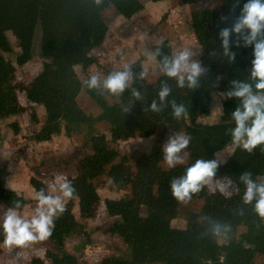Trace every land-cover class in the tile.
<instances>
[{
  "label": "trees",
  "instance_id": "16d2710c",
  "mask_svg": "<svg viewBox=\"0 0 264 264\" xmlns=\"http://www.w3.org/2000/svg\"><path fill=\"white\" fill-rule=\"evenodd\" d=\"M194 0H180L181 5H188ZM247 0H219L217 8L204 10L203 21L191 26V33L202 51L200 62L205 69L201 76L203 85L195 90L187 87L178 88L174 79H169L163 74L161 78L166 81L172 91L168 100L175 99L177 103H183L187 112L192 111L198 116L209 113L211 94L220 93L226 88L231 89L233 80L247 82L250 75L242 71V58L253 56V46L244 47L240 42L235 46L237 37L232 34L230 38L231 51L235 60L229 63L222 56L221 29L231 27L233 21L239 16L243 4ZM112 5L119 16L130 19L138 14L143 6L139 0H104L100 6H96L93 0H17L0 2V48L7 53L12 52L7 34L15 39L18 53L15 55V63L23 67L32 60L43 61L41 72L33 79L41 105L44 109L45 124L40 133V139L49 143L51 140L49 129L60 122H64L66 132L69 126H81L88 124V118L76 102L82 83L78 77L57 79V75L49 77L57 61L66 59L71 67L88 69L94 61L88 56L87 46L96 48L101 45L103 27L99 21L104 9ZM51 18L46 20L45 13ZM13 23L32 24L31 34L27 40L28 45L22 47L17 34L7 30V26ZM161 43L152 46V49ZM162 51L171 54L172 49L168 42H162ZM159 59V58H158ZM156 64V63H155ZM134 73L142 70L140 62L132 64ZM46 75V76H45ZM221 77V79H217ZM161 86V85H160ZM160 86L150 89L147 80H137L132 87L141 92L143 101H136L130 112L123 113L122 105H127L132 99L131 90H126L122 96L114 97L108 94L110 105L105 109L102 120L110 127L109 136L96 134L83 146L78 158L76 157L69 168L74 176L84 183L97 180L106 175L113 188L120 191L130 188L129 202L131 210L134 207L143 209L145 213L138 215L137 221L129 224H120V239L124 247L123 256H104L97 264H255L261 259L264 264V232L259 217L253 212L252 205H244L242 196L244 185L239 181V176L244 171H250L253 179L264 176V145L258 146L250 154L241 148L234 147L228 130L235 124H214L210 137L201 134L200 126L191 123L185 128V134L191 137L190 144L185 152L187 154L197 152L202 157L217 154L231 146L232 153L226 159L220 172L235 182V191L222 206L211 204L207 198L200 210V215L212 220L227 222L231 225V233L237 236L231 237L222 252H214L207 247V243L201 235L200 223L197 221L190 229L167 228L164 231H150L149 226L157 219L174 218L177 215L179 202L172 196L170 180L182 176L189 165H177L168 168L163 161L162 148L157 146L152 149L147 157L135 158L132 162L123 166L118 162V154L109 148V143L126 142L135 138L139 131L145 140L154 136L159 128L168 126L177 127L180 119H174L171 108L166 107L162 112L154 113L145 109L153 99H158L157 92ZM20 86L16 82L14 73L9 64L0 63V124L3 119L15 118L9 127L16 133L18 130L17 119L24 110L20 106L17 92ZM237 98L220 104V112L230 115L239 105ZM187 156V155H186ZM0 182V214L12 207L13 201L19 199L23 212L29 202L15 191L4 185L5 173ZM28 184L35 192L44 188V182L36 176L29 178ZM79 214L84 219H94L100 206L98 200H94L89 193L79 196ZM105 207L113 216H117V208L112 201H106ZM243 209V215L239 210ZM72 203L66 204V211L55 221V229L47 238L50 249L45 253V259L51 264H73L66 254L70 241L81 237L85 226L76 221L72 212ZM115 222L113 228H117ZM211 224L209 225L210 228ZM4 236L0 231V244H3ZM84 248L81 243L79 250Z\"/></svg>",
  "mask_w": 264,
  "mask_h": 264
},
{
  "label": "rangeland",
  "instance_id": "374dc122",
  "mask_svg": "<svg viewBox=\"0 0 264 264\" xmlns=\"http://www.w3.org/2000/svg\"><path fill=\"white\" fill-rule=\"evenodd\" d=\"M5 1L17 0H0V2ZM139 1L143 9L130 19H123L119 16L112 5L107 6L101 13L99 24L104 30L103 38L100 46L94 48L88 45L86 47L88 56L94 61L86 74L80 71L81 67L73 68L66 59H62L57 61L53 71L46 75L49 77L57 75L58 80L74 75L79 77L82 83L91 73L99 72L107 75L111 70L122 68L124 64L132 65L134 62H140L149 73L146 78L147 86L154 89L161 85L163 79L156 64L145 60L143 56L145 47L152 49L155 44L168 42L172 52L185 48L191 49L197 53L193 58L200 61L202 51L191 33V26L202 22L204 10L217 8L219 0H194L184 6L180 4V0ZM44 18L48 20L51 15L46 12ZM31 29V23H13L7 26L8 31L12 30L17 34L22 47L28 45L27 40ZM7 38L10 41L12 52L7 53L0 48V63H8L10 70L14 73L15 80L20 86L17 98L24 112L17 119L16 133L9 127L15 118H4L0 124V170L3 169L5 173V187L10 189L8 187L10 183L12 190L29 202L24 211L20 213L27 218L31 216L35 207L34 191L28 184L29 178L38 177L47 189L49 183L57 175L66 176L72 181L77 193L73 199L69 200L72 203L71 212L76 221L85 226V229L81 237L70 241L65 255L73 264H97L104 256H123L126 250L120 239V224L137 221L138 215H143L145 211L137 207L130 209V188L116 190L108 182L106 175L84 183L71 173L68 165L80 156L78 153L80 154L84 149V144L96 134L109 136L110 127L102 120L105 109L110 105L108 96L99 95L95 90H89L83 86L76 102L88 115V124L69 126L68 133L65 130L67 129L65 123L60 122L49 129L51 138L49 143L42 141L40 133L45 124V115L33 85V79L41 72L43 61L35 59L23 67H18L15 63V55L19 51L17 43L10 33L7 34ZM252 60L251 57L242 58V71L246 75H250ZM202 85L200 77L198 87ZM228 90L230 88L211 94L210 110L207 115L198 116L192 111L187 112L180 118L177 127L159 128L154 136L147 140L143 139L138 131L135 138L126 142L109 143V148L118 154V162L127 166L135 158L147 157L153 148L157 146L162 148L174 132L185 133L186 126L191 123L199 124L202 136L210 137L214 124L232 123L230 115L220 112L222 101L232 102L234 100V98H225L221 95ZM231 153V146L209 157H202L199 153L193 152L185 156V162L191 166L197 159L212 160L217 157L222 162L217 169L216 179L224 180L226 177L220 172V168ZM3 175L0 173V182ZM82 193L91 194L92 198L98 200L100 204L94 219H84L79 214L78 203ZM233 193L235 191L221 194L216 190L215 183L205 186L187 203L179 202L177 215L174 218L157 219L149 226V229L156 232L164 231L169 227L190 229L198 221L207 247L214 252H222L229 239L244 232V229H238L237 233L229 232L227 236L213 237L209 233L211 220L201 216L200 210L205 198L211 204L222 206ZM106 201L114 202L118 212L117 216H113L105 207ZM115 222L119 226L114 229ZM81 243L84 244V248L79 250ZM48 249L50 248L47 240L12 249L0 244V264H51L44 256ZM255 264H263V262L258 259Z\"/></svg>",
  "mask_w": 264,
  "mask_h": 264
},
{
  "label": "clouds",
  "instance_id": "9594fccd",
  "mask_svg": "<svg viewBox=\"0 0 264 264\" xmlns=\"http://www.w3.org/2000/svg\"><path fill=\"white\" fill-rule=\"evenodd\" d=\"M93 3L100 6L104 0H93ZM232 34L237 37L236 47L241 46V41L244 47L253 46L254 59L249 80H233L231 89L221 95L239 99V105L231 112L235 126L228 130V134L234 147L251 154L258 146L264 145V0H247L232 26L220 30L222 56L227 58L229 63L235 60L236 55L230 50ZM195 55L197 53L187 48L173 51L170 55L165 54L162 51V42L153 49L145 47L143 51L145 60L156 63L159 72L169 79H174L178 88L187 87L192 90L199 86V78L205 73L201 62L193 58ZM141 68V71L134 73L131 64H124L122 68L111 70L107 75L94 72L82 81V86L95 90L99 95L108 94L114 97H120L130 89L132 99L127 105L121 106L125 114L130 112L136 101L144 100L141 92L132 87L137 80L142 81L148 77L147 68L143 65ZM171 91L170 85L166 81L162 82L157 92L158 99H153L145 111L159 113L170 106L174 119L186 115L187 109L183 103H177L175 99L168 100ZM190 140L191 137L183 132H174L168 138L162 147L163 161L168 168L185 164V149L188 148ZM261 150L264 151V148ZM221 162L217 157L212 160L197 159L185 169L182 176L170 180L172 196L178 202L187 203L194 194L213 183L221 194L238 191L231 178L216 179ZM238 179L245 188L242 203L252 205L253 212L264 223V176L253 179L252 172L244 171ZM8 187L12 190L10 183ZM76 195L72 181L66 176L57 175L49 183L47 190L41 188L34 192L35 207L30 217L26 218L20 214L22 203L19 199L13 201L12 207L0 214V231L4 236V246L9 249L26 247L49 238L55 229L56 219L66 211L67 202ZM239 214L243 215V209L239 210ZM230 231L229 223L212 220L209 229L211 236H227Z\"/></svg>",
  "mask_w": 264,
  "mask_h": 264
},
{
  "label": "crops",
  "instance_id": "0c3cea01",
  "mask_svg": "<svg viewBox=\"0 0 264 264\" xmlns=\"http://www.w3.org/2000/svg\"><path fill=\"white\" fill-rule=\"evenodd\" d=\"M62 60V59H61ZM68 63V62H67ZM73 68H78V67H73ZM90 68V67H89ZM83 74H86V71H87V69L86 70H80ZM78 79H79V77H78ZM82 88H83V86H82ZM82 90V89H81ZM78 98V97H77ZM84 113H85V111H84ZM86 114V113H85ZM86 116L88 117V115L86 114Z\"/></svg>",
  "mask_w": 264,
  "mask_h": 264
}]
</instances>
